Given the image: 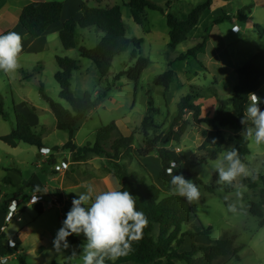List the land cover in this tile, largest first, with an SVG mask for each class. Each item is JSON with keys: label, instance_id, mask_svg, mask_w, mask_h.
Listing matches in <instances>:
<instances>
[{"label": "rangeland", "instance_id": "1", "mask_svg": "<svg viewBox=\"0 0 264 264\" xmlns=\"http://www.w3.org/2000/svg\"><path fill=\"white\" fill-rule=\"evenodd\" d=\"M9 1L13 0H0V13L1 10L3 12L0 16V34L9 31L19 33L23 37V53L20 59L21 68L15 74L6 75L0 72V98L4 112L8 116V120H5L0 115V207L4 206L6 210L11 206L10 200L15 199V193H18L22 205H25L34 193L38 181L44 185L47 174L51 177L56 175L52 166L43 163V158L39 157L38 147L16 142L11 138V132L16 126V113L28 119L34 133L44 144L60 148L58 152L70 160V153L62 151L60 147L70 140V134L57 129L55 116L40 93L42 85L50 99L69 108L68 104L60 99V88L55 80L59 70L57 56L72 58L79 62V70L73 73L71 80L74 96L81 97L85 92H90L96 99L99 95L106 94L79 125L74 137L75 143L79 146L94 144L95 135L100 128L116 123L122 135L136 133L134 146L140 149L144 146L142 134L144 117L149 114L153 118V127H149L150 137L167 131L177 112L181 97L192 92L204 96L196 101L204 102L205 108L201 107L203 118L213 116V103L218 106L224 105L227 112L233 113L235 77L220 81V84L216 79L220 80L223 71H229L232 67H242L254 57H257L256 63H261L264 67V33L261 34L259 30L262 29L264 32V0H213L210 9L203 13L188 40L175 48L169 47L166 17L158 11L146 10L141 17L142 24L138 25L131 16L128 0H41L63 3L65 16L70 17L69 19L76 18L82 13L80 6L83 4L101 8L120 6L123 21L127 26V36L144 39L141 53L151 62L138 82H133L126 76L119 81L115 80L119 73L132 66L130 53L117 57L110 75L104 79L100 77L90 60L80 57L79 47L94 48L104 37V33L95 28L78 30L79 45L75 49L64 50L60 39H57L46 51H32L39 50L41 45L39 41H32L28 35L23 34L24 31L18 25V18L14 14L6 13ZM151 1L178 19L186 20L193 8L205 0ZM246 7H251V10L245 15H240L239 11ZM222 15H229L232 21L225 20L214 25L213 23ZM16 25L20 27L16 29ZM237 25L240 26V30L234 31ZM204 37L206 45L198 53L197 58L179 60L181 55L201 43ZM223 44L225 47L220 49ZM216 48L220 49L226 70L211 62L214 60L212 56ZM207 63L211 69L207 67ZM170 65L176 76L166 90L156 86L154 81L166 72ZM211 72L217 73V76L211 75ZM257 95L261 98L259 107H262L264 83ZM186 119L191 125L185 136L180 143L171 142V145L168 144L166 147L182 149V153L178 152L181 158L178 167L173 170L174 174L179 169H188L199 176L203 185H197L201 192L200 199L190 204L196 219L185 225L182 230L195 233L201 231L203 226L211 227L212 233L209 236L199 235L194 239L187 237L180 252L189 251L193 244L214 246L217 243H228L226 255L217 258L212 264H264V228L260 226L259 218L251 213L253 203L260 204L264 210V182L258 181L257 187L250 189L248 180L253 178L251 176L240 178L236 183L243 195L238 199L235 195L236 187L227 191V186H223V191L219 190L222 186L216 183L218 174L211 168L214 160L210 155L217 151L219 157L226 149L234 147L233 140L238 131L230 127L224 128L226 144L218 150L216 143L213 142L216 139L213 130L205 125L195 127L191 114H187ZM243 132L244 130L240 133L242 136ZM248 141L250 155L244 163L250 171L253 169L264 176V145L257 147L250 139ZM204 160L205 162H202ZM151 164L150 173L155 174L157 165L155 162ZM132 169L144 174L142 167L135 162ZM183 176L193 180L188 175ZM171 187L162 183L164 196L173 195ZM206 187H213L215 190L209 191ZM51 193L53 195V192ZM45 201L47 204L43 214L29 206L24 213L17 214L8 223L4 231L6 240L17 237L20 243L17 252L4 256L7 258V264H82V245L86 242V237L83 234H73L75 237L84 238L85 242L74 244L69 236V248L56 252L53 248V239L66 218V212L64 208L51 202L50 198H46ZM225 202L236 203L237 212H229ZM18 217H21V221L17 220ZM73 252L76 254L73 255Z\"/></svg>", "mask_w": 264, "mask_h": 264}, {"label": "trees", "instance_id": "2", "mask_svg": "<svg viewBox=\"0 0 264 264\" xmlns=\"http://www.w3.org/2000/svg\"><path fill=\"white\" fill-rule=\"evenodd\" d=\"M213 0H205L190 12L186 20L178 19L174 14L167 12L162 6L151 0H128L130 13L135 23L142 24V15L146 10L158 11L162 13L167 20L169 28L170 48H175L188 40L190 33L199 24L203 13L210 9ZM82 17L79 20L71 18L64 23L60 31V40L64 50L75 49L79 45V29L95 28L104 33L100 43L94 48L85 46L79 47L81 58L90 60L96 67L101 78H107L110 75L114 60L125 54L130 53L132 66L128 67L122 73H119L115 80L119 81L122 77H127L133 82H138L142 74L149 68L151 62L141 53L144 39L129 38L127 36V26L123 21V13L120 6L108 8L89 7L86 4L81 6ZM251 7H246L239 11L240 15H245ZM64 11V4L61 2L35 1L27 5L20 17L19 24L32 39L40 38L47 29L59 22ZM229 15H222L213 24L218 25L229 20ZM261 34L263 30L259 29ZM206 37L186 54L179 57L180 61L187 58H197L198 53L205 48ZM257 57L236 70L238 82L234 88L232 104L234 112H227L224 105H219L213 117H202L201 106L196 101L203 98L199 93H189L181 97L177 112L172 119L170 128L154 137L149 136V127H153L152 117L147 114L142 122V134L144 137V147L140 150L134 149V134L124 136L120 133L116 123L102 127L95 135L94 144H88L79 147L75 144L74 134L79 130V123L96 107L97 103L103 100L106 94L99 95L96 99L90 92H85L81 97L74 96L71 89V80L73 73L79 70V62L68 57H56L58 72L55 80L60 88V99L66 102L69 108L63 104L50 99L44 92L43 86H40V93L49 104L55 119L56 127L59 131L68 132L70 140L61 148L62 151H68L71 154L72 162H82L92 155H98L109 160L112 167V173L121 183L123 190L129 191L136 199V208L142 211L148 219V225L143 231V238L133 243V250L125 257L116 261L106 260V264H212L214 260L225 256L228 243H217L214 246H204L193 244L189 251L180 252L186 238L194 239L199 235L209 236L212 228L201 227V231L192 233L183 232L185 225L191 224L196 216L194 215L190 204L185 198L170 195L164 196L162 189L157 186L147 169L143 166V172L130 171L122 161H133L136 154L139 157H147L150 154L157 153L161 160L162 169L159 179L165 185H171V177L167 174V168L171 161L180 162V154L168 149L166 145L171 142L180 143L186 134L191 123L186 119L187 114L192 115V122L195 127L202 125L213 128L216 133L215 143L218 149L224 147L226 140L221 128L230 127L237 131H243L245 125L241 123L243 112L249 104L248 94L257 93L264 83V67L256 63ZM170 68L159 75L154 83L156 86L165 88L170 87L176 74ZM151 103V102H150ZM264 111V105L260 107ZM152 110V109H151ZM154 111V109L152 110ZM0 115L8 120V116L3 109L2 99L0 98ZM250 126V125H246ZM11 138L16 142H23L40 149L44 148L42 140L37 136L28 119L16 113V126L11 132ZM112 143L110 150H107L109 143ZM235 148L238 150L243 162L247 161L250 155L249 141L247 138L238 134L234 139ZM60 148H55L59 151ZM211 159L218 157L215 151ZM202 162H205L202 161ZM257 179H249L248 187L255 189L258 181L264 182V176L251 169ZM174 174V172H173ZM188 175L193 179L196 185H203V182L197 174L191 173L188 169H179L175 175ZM209 191H214L213 187H206ZM227 191L233 187L227 186ZM228 204V202H225ZM39 214L44 213L43 205L38 202L34 205ZM0 210L6 211L4 206ZM69 209H66L67 212ZM251 213L259 218L260 226L264 228V210L260 204L253 203ZM66 217V215H65ZM6 236L0 234V257L17 252V246L9 247L4 244ZM72 243H81L77 237L71 235Z\"/></svg>", "mask_w": 264, "mask_h": 264}, {"label": "clouds", "instance_id": "3", "mask_svg": "<svg viewBox=\"0 0 264 264\" xmlns=\"http://www.w3.org/2000/svg\"><path fill=\"white\" fill-rule=\"evenodd\" d=\"M22 53L23 37L19 33L10 31L0 34V72L6 75L15 74L21 68ZM248 99L249 104L241 119V123L245 125L243 134L259 147L264 145V111L259 107L261 98L256 93H249ZM177 167L176 161H171L166 170L171 177V192L193 204L200 199V189L193 180L186 179L182 174H173ZM211 168L218 174L216 183L222 186L219 190L223 191V186L236 187L235 195L238 199L243 194L236 182L249 176L258 178L241 160L235 147L226 149L212 162ZM38 192L40 186L36 185L31 204L37 202ZM78 197L72 200V207L53 239L54 250L60 252L69 248L68 237L83 234L86 242L82 245V264H106V260L114 262L129 255L133 250V243L143 238V231L148 225L145 214L136 208L135 197L129 191L123 190L120 182L116 186L110 184L104 190H97L94 185L88 184ZM227 210L236 213L237 204L228 203ZM9 243L14 247L13 242ZM0 264H7V258H0Z\"/></svg>", "mask_w": 264, "mask_h": 264}, {"label": "crops", "instance_id": "4", "mask_svg": "<svg viewBox=\"0 0 264 264\" xmlns=\"http://www.w3.org/2000/svg\"><path fill=\"white\" fill-rule=\"evenodd\" d=\"M35 1H41V0H13V1H9L8 2V5H7L6 13H8V14H14L15 17L18 18V21H19V17L21 15L23 9L27 5H29V4H31V3L35 2ZM2 15H3V12L1 10L0 16H2ZM82 15L83 14L81 13L78 17H76L74 19L79 20L82 17ZM69 18L70 17L65 16V9H64L63 14H62V18H61V20L59 22L51 25L47 29V31L40 38H37V39L30 38V39H32V41H36V42L39 41L38 43L41 45V47L38 48L39 50L34 49L32 51H34V52H40L42 50H44V51L48 50L51 44L55 43L57 39H60V36H59L60 35V31L62 30V28L64 26V23L67 20H69ZM229 20L232 21V18H230ZM18 25H20V24H18ZM18 25L15 26L16 29L21 26V25L20 26H18ZM21 29H23V27ZM236 30H240V26L237 25L235 27V31ZM23 31H24L23 34L25 33L27 35V33H26V31L24 29H23ZM79 37H80V35H79ZM82 40H83V37H82ZM55 45L58 46V44H55ZM61 47L63 48L62 43H61ZM223 47H225L224 44L220 47V49L223 48ZM220 49L216 48L215 53H213V56H212V58L214 60L211 61L212 60V58H211L210 61L211 62H214L213 63L214 65H217L220 68H222L223 70H226V67H225L226 64L221 59ZM206 65H207V67L209 69H211L209 63H207ZM259 65L260 66H263L261 63ZM237 69L238 68H236V67H232L231 69H229V71L228 70L223 71L221 77H219L220 80H218V79H216V80L220 84V81H226L227 79H229V77H233V78L235 77L233 83L236 86V84L238 82V77H237V74H236V70ZM211 75H213V76L216 77L217 76V73L211 72ZM196 104L197 105H200L202 108H205L204 107V102H202V103L201 102H197ZM217 106L218 105H216V103H213V105H212V108H213L212 114H213V116L216 113L214 109H216ZM202 108H201V110H202ZM206 111H207V109H206ZM202 113H203V111H202ZM82 122H84V120L81 121L79 123V125L82 124ZM202 126H204V125H202ZM208 128L211 129V130H213V128H211V127H208ZM223 129L224 128H221V131L222 132L224 131ZM241 132L242 131H238V133L236 135L240 134ZM75 134H74V137H75ZM131 134H134V141H135V134L136 133L131 132L130 135ZM235 136H234V139H235ZM225 140H226V138H225ZM42 143H43V141H42ZM65 144L66 143L61 144L60 147H63ZM111 145H112V143L110 142L107 150H110V146ZM43 146H44V148H49V149H53V150H55V148H56V147H54V148L49 147V146H47L44 143H43ZM77 146H79V145H77ZM133 146H134V144H133ZM79 147H83V146H79ZM142 148H140V149H142ZM134 149L135 150H140L139 148H136L135 146H134ZM168 149L174 150L177 153L178 152H181L182 153V149L179 148V147H177V148L174 149L171 146V148H168ZM221 149H218V150H221ZM178 154H180V153H178ZM39 157H40V154H39ZM57 161H58V158L55 157L52 160L48 161L47 164L48 165H51V164H53L54 162H57ZM133 162H135L136 164H138L139 167L140 166L145 167L147 169V171L149 172V174L151 175L153 182L157 186H159L160 188L162 187V183L163 182L159 179V175H160V171L162 169V165H161V160L159 158V155L157 153L150 154L147 157H139L136 154V157H135V159L133 161H131V162L130 161H122L121 163L126 164L127 167H128V169L130 171H134V169H132ZM154 162L157 165V168H156L155 174H151L150 173V166L152 165L151 163H154ZM52 170H53V168H52ZM111 171H112V167H111L110 162H109L108 159H106L104 157H101V156H98V155H92V156L88 157L85 161H82V162H72V165L67 170H62V171H59V172H55L54 171V173L56 175H54L53 177H51V176H49V174H47L45 176V178H44L46 180L44 182V185H42V183L38 181V185L40 186V192L36 193V195L39 197L38 198L39 199V202L43 205L44 211L46 209L45 206L47 204V202L45 201L46 198H50V201L51 202H54L59 207L64 208L65 210L66 209H69L70 210L71 209L72 200L74 198H79L78 197V194L81 193V192H83L85 190V186L86 185L92 184V185H94L97 188V190H104L110 184L113 185V186H116L117 185V182H119V180L117 179V177H115L113 175V173ZM51 192H53V195H52ZM34 194L35 193H32V195H34ZM32 195L29 198L28 203L25 204V205H22L23 202L19 198L18 193H15V200L18 201V204H19V212L20 213H24L28 209L29 206L34 207L35 204H31V202H30L32 200ZM12 200L13 199L10 200V203H11ZM4 235L6 236V233H4ZM77 238H78V240L81 243H84L85 242L84 241V238H79V237H77ZM7 243H8V240L5 239L4 244H7ZM18 243H20L19 240H18ZM21 251H22V249H21Z\"/></svg>", "mask_w": 264, "mask_h": 264}, {"label": "built area", "instance_id": "5", "mask_svg": "<svg viewBox=\"0 0 264 264\" xmlns=\"http://www.w3.org/2000/svg\"><path fill=\"white\" fill-rule=\"evenodd\" d=\"M236 31H239V30H236ZM43 149H47L48 151H46V152L42 151ZM39 152H40V158H43V163H48V161L52 160L55 157L58 158L57 162H54L53 164L50 163L55 172L67 170L72 165L71 154H70V160H68L61 153H59L58 151H55L53 149L42 148L39 150ZM38 202H39V199L37 200L36 203H38ZM71 207H72V204H71ZM16 209L18 210V212L15 213L14 211ZM17 214H20L19 204H18V201L15 199L12 200L11 206H10V208H8V210H6V211L0 210V234H4V231H6V229L8 227V223L11 222L16 217ZM17 220L21 221V218L18 217ZM3 221L6 224H4V223L2 224ZM10 241L14 243V247L18 246L17 237L11 238L8 241L9 247L14 248L13 246H10V243H9Z\"/></svg>", "mask_w": 264, "mask_h": 264}]
</instances>
